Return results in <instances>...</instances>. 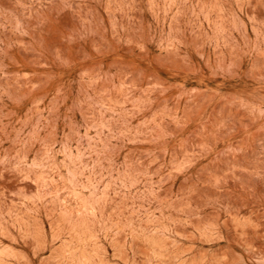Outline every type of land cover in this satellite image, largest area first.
<instances>
[{
  "label": "rangeland",
  "instance_id": "rangeland-1",
  "mask_svg": "<svg viewBox=\"0 0 264 264\" xmlns=\"http://www.w3.org/2000/svg\"><path fill=\"white\" fill-rule=\"evenodd\" d=\"M0 264H264V0H0Z\"/></svg>",
  "mask_w": 264,
  "mask_h": 264
}]
</instances>
